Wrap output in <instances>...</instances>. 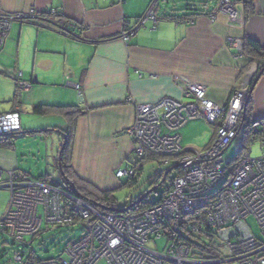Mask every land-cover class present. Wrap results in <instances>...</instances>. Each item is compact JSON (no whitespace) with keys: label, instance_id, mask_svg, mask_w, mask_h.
Here are the masks:
<instances>
[{"label":"crops","instance_id":"crops-1","mask_svg":"<svg viewBox=\"0 0 264 264\" xmlns=\"http://www.w3.org/2000/svg\"><path fill=\"white\" fill-rule=\"evenodd\" d=\"M232 1L243 19L236 25L224 14H218L215 22L204 15L193 25L182 23L185 12L176 13L177 21L165 20L171 9L165 0H0V16L51 11L65 19L60 26L44 23L43 27L35 25V20L12 22L9 38L0 49V75L15 81L14 96L19 94L20 102L9 101L0 115L18 112L21 116L20 92L25 90L18 81L32 83L24 93L33 103L86 110L74 128L71 164L79 178L102 191L112 190L122 180L116 171L134 164L130 130L135 104L155 105L164 98L186 102L183 89L200 85L208 99L223 106L243 88L250 62L236 56L228 41L252 39L264 48V0L253 1V13L247 18L239 0ZM153 4L155 20L148 19L140 27ZM207 6V11L216 13L219 0ZM125 29L135 31L128 43L122 38ZM251 106V120L264 123V75L253 87ZM38 117L45 121H24L21 116L22 133L47 129L64 138L62 131L69 123L64 115ZM53 118L63 120L62 125L52 126ZM180 135L185 152L203 151L215 141L217 127L193 121ZM236 141L226 153L237 154L243 140L241 145ZM0 169L27 176L15 146L0 148Z\"/></svg>","mask_w":264,"mask_h":264},{"label":"built area","instance_id":"built-area-1","mask_svg":"<svg viewBox=\"0 0 264 264\" xmlns=\"http://www.w3.org/2000/svg\"><path fill=\"white\" fill-rule=\"evenodd\" d=\"M220 7L209 16L215 22L218 14L228 16L231 24L241 23L242 15L232 0H219ZM151 10L139 26L153 19ZM34 14V12H31ZM17 15L16 19H22ZM13 19L0 17V49L5 45ZM196 18H186L193 25ZM134 31L125 34L126 42ZM236 56L242 57L244 43L229 39ZM253 67L245 78L243 88L235 92L228 103L217 105L207 97L200 85H188L183 90L186 102L164 98L155 105L135 104V123L130 130L134 153L138 159L152 155L160 158L157 175L162 176L171 162L179 165L180 175L150 209L140 212L114 214L99 208L84 198L71 194L52 179L27 181L16 173L0 169V189L10 192L9 208L0 229L21 246L14 261L18 264H264V138L262 155L252 158L248 146L240 159L225 158V153L239 136L253 135L263 129V123L252 121L246 130L241 127L249 94V85L257 72ZM251 80L250 84L248 83ZM20 89L32 85L18 81ZM79 98L83 95L76 86ZM132 102V101H131ZM203 120L217 127L212 146L203 151L185 152L180 131L193 121ZM21 130L18 112L0 115V135ZM135 175L134 168L120 169L116 176ZM166 194V195H165ZM165 195V196H164ZM253 217L262 239L245 224ZM71 228L81 225L82 237L69 246L58 259H34L28 237L37 235L43 225ZM210 235V236H208ZM217 238L227 245L229 257L223 259L212 247L213 255L196 250L184 237ZM166 241L163 253L147 247L150 241ZM208 246H212L209 244Z\"/></svg>","mask_w":264,"mask_h":264},{"label":"rangeland","instance_id":"rangeland-1","mask_svg":"<svg viewBox=\"0 0 264 264\" xmlns=\"http://www.w3.org/2000/svg\"><path fill=\"white\" fill-rule=\"evenodd\" d=\"M31 12H34V15L36 13L35 11ZM31 12L29 15H31ZM53 14L58 13L53 12ZM18 15H23L24 17L26 16V14ZM0 17L7 18V16ZM197 20L198 18H196V21ZM249 71L245 73V77L243 76L244 79L247 77ZM256 74L254 75V77L256 76ZM250 82L251 80L248 83L250 84ZM29 84L32 85V83L30 82ZM25 91H22L23 93L20 92L23 104L21 107V116L23 120L30 122L45 121V118H40L33 113V108L34 106H37L38 103H33L34 101H31L32 98L29 99V95L27 93H24ZM14 93L15 81H13V79H11V77L9 76L0 75V110H3L8 105L12 104H9V101L13 99ZM60 121L63 122V120L61 119L53 118L52 126L56 127L62 125ZM31 129L33 130V128ZM241 139L243 140V136H239L236 139L237 141L234 140L233 143L236 141L238 145H241ZM262 140L261 142H263ZM261 142L255 141L251 143L250 147H252V158H259L262 155L263 147ZM12 144L19 152V163L21 166V171L27 173V181L37 180L40 177H51L56 181H59L61 183L63 182L62 175L58 168V160L60 158L59 155L62 151L63 145L65 144L62 135L57 134L55 132H49L47 129H45V131H35L33 134H26L24 136L16 137L12 141ZM234 148L235 147H233V150ZM235 152L232 153L229 151L228 153H225V158L229 159L232 157L240 159L242 153L239 154V152H237L238 154L235 155ZM71 156L73 155L69 154V158ZM131 162L136 163L137 159L134 158ZM132 166H134V164ZM143 166V172L140 174L136 186L129 187L124 185L128 182V178H124L120 181V183L114 185V187H111L112 190H115L113 194L117 201L115 207L116 209H124L125 206L131 204L133 200L139 199L149 192L150 181L154 176L157 175L156 173L160 166L159 163H157L155 160H147L145 161ZM124 169H126V167L122 168V170ZM166 172L170 173V175L167 178L166 173L165 179H167L164 180V184L159 186L155 185L153 188L150 189L153 190V193L148 196V201L152 203V207L156 205V202L160 199L159 197L155 196L156 193L159 192L160 194H164L166 190L172 187L175 178L180 175L177 174L178 172L180 173L179 165L175 162H171L170 167H168V170ZM122 183L124 186H121ZM9 200H11L10 192L8 190H0V223L4 218L3 215L6 211H4V209H6L8 202H10ZM245 224L249 227L250 231L256 237H258L259 239L263 238L261 230L253 217L247 218L245 220ZM82 229L83 227L81 225L65 229H56L51 226H44L43 233L35 239L32 247H29L27 249V255L31 253L33 248L35 254L33 255L34 258L37 257L41 260L58 259L62 254L65 258L66 256L64 255V252L71 243L81 238ZM201 244H211L215 250L219 251V256L223 259H226L230 255L227 245L223 244L219 239L215 237L212 239H208L203 236V241ZM166 246V241L164 240L159 242L150 241L147 245L148 248L159 251L161 253L165 251ZM18 251L23 253L24 249L21 246L15 244L14 241L5 232H3L2 229H0V264H18L13 259L15 253H17ZM100 264H108V262L106 260H103L100 262ZM231 264L238 263L233 262Z\"/></svg>","mask_w":264,"mask_h":264},{"label":"trees","instance_id":"trees-1","mask_svg":"<svg viewBox=\"0 0 264 264\" xmlns=\"http://www.w3.org/2000/svg\"><path fill=\"white\" fill-rule=\"evenodd\" d=\"M165 1L167 2L168 6L171 5V9H169L170 11L167 12V14L163 16V19H165V20H176V21L179 20V19H176L179 17L176 13H179V12H185V13H183V16H181V19H186V18H191V17L200 18L204 15L210 16L211 14H213V12L207 11V8H208L207 5L210 4V2H212L213 0H165ZM253 1L254 0H239V2L243 5L244 13H245L244 15L246 16V18L253 13V9H254ZM180 4L182 5V7H180ZM16 16L11 15V16H7V18L13 19V21L15 20V21H22V22H30V23L33 22L32 20H35L33 23L35 25H37L38 27L45 26L44 23L50 24V25L55 24L57 26H60L61 22L63 20L65 21L62 14H59V13L53 14V12H51V11H44L41 13H35V15L34 14L26 15L22 19H16ZM66 22H67V24H69L68 20ZM130 32H131V30L125 29L124 34L122 35V38L124 39L125 34H128ZM134 34H135V31H134ZM128 42H130V41H128ZM128 42H126V43H128ZM243 42H244V50H243V53L241 56L243 58L248 59L250 62V67L245 72L249 71L250 68H252V66L254 64H256L257 68H258L257 69L258 72H257L256 76L254 77L253 81L249 85L248 99L246 101V105H245V109H244V115H243L245 118L244 128L247 130L252 123V120L250 117V112H251V108H252V106H251V103H252L251 89L253 88V84L255 82V79L259 75H261V77L264 75V48L258 42L254 41L252 39H244ZM11 102H12V104H18L20 102L19 94H16L14 96V98L11 100ZM33 113L37 116H44V115H49V114H53V113H60V114L64 115L69 122L68 127L66 129H64V131H62V134L64 135L65 144L63 145L62 152L59 155L60 158L58 160V168H59L60 173L62 175L63 182L61 183L59 181H56L51 177H40L37 180L45 179V178L52 179V180L56 181L58 183V185H60L61 188L65 189L66 191L70 192L71 194H74V195H77L81 198H84L85 200H87L93 204H96L99 208L105 209V210L110 211L111 213H114V214H124V213H121L122 211H125V213L140 212V211H143V210L151 207L152 203L150 201H148L149 197H147L141 203L136 204L142 197H144V196H142L139 199L133 200V202L131 204L126 205L124 209L118 210L115 208L116 203H117L116 198L114 197V194H113L115 190L102 191V190L98 189L96 186H94L92 183H90L86 180H83L76 175V173L73 170L72 164H71L72 156L69 158V154L71 155L73 153V137H74L75 125H76L78 119L82 118L83 116H85L87 114L86 110H83L80 106H59V105L39 104L33 108ZM26 134L22 133V126H21V130L18 132L0 135V148H10V147L14 146L12 144V141L16 137L24 136ZM263 137H264V123H263V129L260 130L258 133L253 134V135L246 133L245 135H243L242 147L238 151L239 154L242 153L248 146H251V143H253L255 141H259V140L261 141L263 139ZM133 155H134V158L137 159V162L134 163V166H131V167L126 168V169H130L133 167L134 171H135V175L132 177H128V176L124 177V178H128V182L124 185L129 186V187L137 185L138 178H139L140 174L143 172V167H144L143 164L145 163V161L155 160L157 163L160 164V158H158V157L148 155V156H145L141 159H138L135 156L134 151H133ZM166 173L167 172H165V174L162 176L156 175L151 179L149 191L155 185L159 186V185L164 184V180H166L168 178V176L170 175V173H167V178L165 179ZM177 174H180V173L178 172ZM17 175L20 176L21 178H23L24 180H26V175H20V174H17ZM4 178L5 179L7 178V175L5 172H4ZM124 178H120V179H124ZM122 185H123V183L121 184V186ZM0 190H6V189L1 188ZM168 190H166V192ZM44 226L50 227L49 225L44 224L43 227L41 228V231L37 235H35L33 237H28L26 239L27 242L31 246L33 245L35 239L43 233ZM53 228L60 229L62 227H53ZM62 229H65V228H62ZM2 231L4 232V230H2ZM208 236H210V235H208ZM81 237H82V233H81ZM183 239L187 240L196 250H200L204 253H209V255H213V252L211 250L212 246L201 244L202 239L200 236H196V237L194 236L192 239H188V238L184 237ZM73 243H71L69 246H71ZM33 255H35V254H34V251L32 248V256ZM34 259L37 260L38 262L49 261V260H41V259H38L37 257ZM50 260H53V259H50Z\"/></svg>","mask_w":264,"mask_h":264},{"label":"water","instance_id":"water-1","mask_svg":"<svg viewBox=\"0 0 264 264\" xmlns=\"http://www.w3.org/2000/svg\"><path fill=\"white\" fill-rule=\"evenodd\" d=\"M260 77H261V75H259L256 79H255V82H254V84H253V87L257 84V82L259 81V79H260ZM253 92V88L251 89V93ZM244 123H245V118H244V116H243V118H242V122H241V127H243V125H244ZM62 152V151H61ZM61 154V153H60ZM153 193V190H150L148 193H146L145 194V196L144 197H142L136 204H139V203H141L142 201H144L148 196H150V194H152ZM121 213H125V211H122Z\"/></svg>","mask_w":264,"mask_h":264}]
</instances>
